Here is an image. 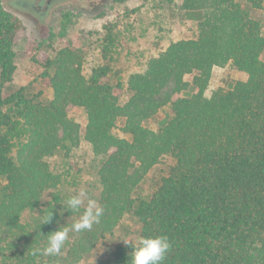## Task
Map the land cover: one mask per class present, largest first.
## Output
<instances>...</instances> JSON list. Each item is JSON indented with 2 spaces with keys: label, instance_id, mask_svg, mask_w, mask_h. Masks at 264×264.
Listing matches in <instances>:
<instances>
[{
  "label": "trees",
  "instance_id": "1",
  "mask_svg": "<svg viewBox=\"0 0 264 264\" xmlns=\"http://www.w3.org/2000/svg\"><path fill=\"white\" fill-rule=\"evenodd\" d=\"M160 1L177 4L197 22V34L128 74L118 70L124 43L113 24L96 37L89 33L94 58L86 73L84 53L71 45L55 49L72 23L63 17L49 38L52 54L32 57L42 69L36 81L52 93L46 100L33 84L5 93L18 69L24 23L0 0V264H80L127 216L138 222V237L169 238L163 264H264L263 25L241 0ZM243 1L264 12V0ZM215 68L242 79L208 97ZM167 107L170 119L158 130L144 126ZM75 110L85 111L84 128L70 118ZM118 128L121 135L114 134ZM82 140L97 161L101 222L59 256L32 255L60 219L56 191L64 180L48 160L70 155ZM157 168L148 192L144 184ZM49 193L53 201L43 209ZM36 212L33 242L16 253L30 234L23 218ZM51 213V222L42 224ZM131 251L119 246L107 264H127Z\"/></svg>",
  "mask_w": 264,
  "mask_h": 264
},
{
  "label": "rangeland",
  "instance_id": "2",
  "mask_svg": "<svg viewBox=\"0 0 264 264\" xmlns=\"http://www.w3.org/2000/svg\"><path fill=\"white\" fill-rule=\"evenodd\" d=\"M13 0H2L4 7L12 12H17L24 23V29L20 33L17 52V71L14 80L5 88V93L10 94L23 86L33 84L34 92H43L44 99L52 96L51 91L36 78L41 74L42 69L33 65L32 57L38 55H51L49 48V38L52 31L56 33L60 28L63 17L71 16L72 23L69 27V34L66 41L53 44L55 49L62 46L71 45L84 54V72H88L93 63L94 38L89 37V33L101 31L106 24L117 26V32L123 37L124 48L121 50V63L118 70L128 74L143 66L147 58L156 55L166 49L172 42L183 39H193L197 34V22L187 17L181 12L177 4H167L160 0H61L55 6L47 5L48 0H31L40 9L42 17V28L35 25L34 18L20 10H13L10 6ZM244 8L248 9L252 15L263 25L264 32V12L253 9L241 0ZM15 7L20 6L18 2L13 3ZM51 7V8H50ZM33 16H35L33 14ZM42 20V19H41ZM119 30V31H118ZM42 44L43 48L38 49ZM85 50V51H84ZM90 51L89 53H86ZM242 79L238 73L229 68H215L208 87L207 96L222 88L230 90L237 80ZM187 81L193 82V76L187 77ZM189 90L188 92H190ZM187 96V94L182 95ZM127 100V98H124ZM170 108L162 109L153 119L147 121L144 126L151 130H158L170 119ZM70 118L78 122L83 128L86 126V114L83 110H75L70 113ZM114 134L121 135L120 128ZM49 164L56 174L62 176L64 183L56 194L60 197V219L56 225L59 227L71 225L79 218L81 212L87 204L82 205L79 212H71L64 209L65 201L68 197L80 191L87 193V198L97 201L99 204L102 186L95 174L97 165L96 158L90 145L82 140L80 147L75 149L70 155L60 153L50 158ZM165 169L166 166H161ZM157 168L152 171L144 184L148 192L151 191L153 180L162 170ZM53 201V194L49 193L44 198L43 209ZM41 217V212L27 214L23 218V223L30 234L26 235L18 242L16 253H20L26 245L33 242V236L38 230L34 218ZM138 222L133 216H127L120 227L111 236L101 241L94 250L86 255L80 264H107L116 249L124 245L120 239L136 240ZM82 232H70L68 242L73 243L79 238ZM9 255L10 252H7Z\"/></svg>",
  "mask_w": 264,
  "mask_h": 264
},
{
  "label": "clouds",
  "instance_id": "3",
  "mask_svg": "<svg viewBox=\"0 0 264 264\" xmlns=\"http://www.w3.org/2000/svg\"><path fill=\"white\" fill-rule=\"evenodd\" d=\"M83 212L71 227L63 226L58 230L47 235L46 245L41 249L32 251V255L41 254L47 257L59 256L65 243L69 239L70 232L80 233L91 230L93 225L99 224L104 215L105 209L99 205L96 200L87 198L85 191H80L75 195L68 197L65 201L64 209L71 212H79L82 205ZM52 213L42 220V224L50 223ZM125 246L131 247L132 251L128 254L127 264H163L166 255L171 249V242L165 235L155 237L140 236L136 240L120 239Z\"/></svg>",
  "mask_w": 264,
  "mask_h": 264
},
{
  "label": "flooded vegetation",
  "instance_id": "4",
  "mask_svg": "<svg viewBox=\"0 0 264 264\" xmlns=\"http://www.w3.org/2000/svg\"><path fill=\"white\" fill-rule=\"evenodd\" d=\"M12 2L13 3L18 2L20 5V6L15 7L13 3H11L10 6L13 10L15 9L20 10L24 12L25 14L32 16V18H34L35 25L38 28H42L41 22L43 21L44 16L42 17L40 9L38 8V6L35 5L34 2H32L31 0H13ZM60 2L61 0H48L47 5H50L52 7V6L59 4ZM33 14L35 16H33Z\"/></svg>",
  "mask_w": 264,
  "mask_h": 264
},
{
  "label": "water",
  "instance_id": "5",
  "mask_svg": "<svg viewBox=\"0 0 264 264\" xmlns=\"http://www.w3.org/2000/svg\"><path fill=\"white\" fill-rule=\"evenodd\" d=\"M14 13L19 14V13H17V12H14Z\"/></svg>",
  "mask_w": 264,
  "mask_h": 264
}]
</instances>
